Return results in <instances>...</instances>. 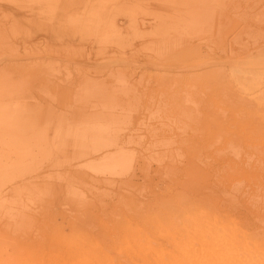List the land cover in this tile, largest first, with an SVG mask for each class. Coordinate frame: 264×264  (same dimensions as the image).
I'll return each mask as SVG.
<instances>
[{"label":"rangeland","instance_id":"1","mask_svg":"<svg viewBox=\"0 0 264 264\" xmlns=\"http://www.w3.org/2000/svg\"><path fill=\"white\" fill-rule=\"evenodd\" d=\"M0 264H264V0H0Z\"/></svg>","mask_w":264,"mask_h":264},{"label":"bare ground","instance_id":"2","mask_svg":"<svg viewBox=\"0 0 264 264\" xmlns=\"http://www.w3.org/2000/svg\"><path fill=\"white\" fill-rule=\"evenodd\" d=\"M228 5V4H227ZM226 5V6H227ZM121 6H123V5H120V7ZM123 8H125L124 6H123ZM206 8V7H205ZM208 8V7H207ZM206 8V9H207ZM204 9V8H203ZM210 9H212V8H210ZM219 10V9H218ZM206 12H208L207 10H206ZM208 13H210V12H208ZM204 14H206L205 12H204ZM210 14H212V13H210ZM215 14V13H214ZM217 14V13H216ZM213 15V14H212ZM219 15V14H218ZM224 22V21H223ZM217 24H218V22H216ZM218 25H220V23L218 24ZM222 26V25H221ZM221 26H220V28H221ZM212 37V36H211ZM256 39V38H255ZM90 42V41H89ZM204 42V41H203ZM209 43V42H208ZM256 43V42H255ZM175 44V43H174ZM177 44V43H176ZM199 49V48H198ZM80 70V69H79ZM110 72H111V70H110ZM78 73V72H77ZM100 74V73H99ZM110 74H112V73H110ZM80 77H83V76H80ZM103 77V76H102ZM180 93V92H179ZM143 95V94H142ZM90 105H92V104H87V106H82V107H79L80 108V110H81V108H86V107H88V106H90ZM94 105V104H93ZM92 105V106H93ZM51 106V110L53 109L52 108V104L50 105ZM49 106V107H50ZM95 106H97V108H99L100 106L99 105H95ZM95 106H93L94 108H95ZM99 106V107H98ZM150 106V105H149ZM75 108V107H74ZM78 107H77V109H79ZM89 108V107H88ZM96 108V109H97ZM70 110L72 109V107L71 108H69ZM68 109V110H69ZM89 109H93V108H89ZM46 110V109H45ZM49 110H50V108H49ZM48 110V111H49ZM51 110H50V114H51ZM83 110H85V109H83ZM95 110V109H94ZM101 110V111H100ZM40 111V110H39ZM47 111V112H48ZM54 111V110H53ZM63 111H66V112H68L67 111V109L66 110H63ZM62 111V112H63ZM77 111V110H76ZM103 111V107L101 106V108H99V111H98V116L100 117V112H102ZM104 111H106L105 110V108H104ZM103 111V112H104ZM42 112V111H41ZM40 112V113H41ZM47 112H46V114H47ZM55 112H56V110H55ZM54 112V113H55ZM61 111H60V113H61V115H63V113H62ZM65 112V113H66ZM88 112H89V110H88ZM87 112V113H88ZM102 112V113H103ZM108 113H109V115L106 113V112H104L105 114H107L106 116L108 117L109 116V118H110V111H107ZM39 113V114H40ZM49 113V112H48ZM53 113V112H52ZM58 113V111L56 112V114ZM90 113H92V111L90 110ZM90 113H88V114H86V115H88V117H91V116H93L94 115V112H93V115H91L90 116ZM143 113V112H142ZM50 114H48L49 116H50ZM55 114V115H56ZM54 115V114H53ZM60 115V114H59ZM58 115V116H59ZM66 115H67V113H66ZM78 115V114H77ZM77 115H75L76 117L75 118H77ZM83 115L84 116H81L82 118H84V120H85V113H83ZM80 116V115H79ZM94 116H96V115H94ZM101 118H103V116L105 117V115L103 114H101ZM62 117V116H61ZM61 117H59V118H61ZM107 117H105V119H108ZM112 117H113V115H112ZM47 119H48V117H46ZM53 118H55V116L53 117ZM64 118H67V116L66 117H64ZM71 118V117H70ZM82 118H80V117H78L77 119L79 120V119H82ZM39 119V118H38ZM52 119V118H51ZM58 119V118H57ZM86 119H89V118H86ZM104 119V118H103ZM102 119V120H103ZM41 120V119H40ZM42 120H44V119H42ZM41 120V121H42ZM62 121H63V119H61ZM69 120H72V119H69ZM74 120H76V119H74ZM37 121V120H36ZM53 121V120H52ZM55 121V120H54ZM65 121H66V119H65ZM39 122V121H38ZM37 122V123H38ZM47 122V121H46ZM51 122V121H50ZM36 123V122H35ZM43 123V122H42ZM187 131V130H186ZM169 136V135H168ZM170 138H172V139H176L177 137L178 138H182V139H184V140H186L187 139V137H185V136H183V135H171V136H169ZM114 153V152H113ZM112 153V154H113ZM111 154V153H110ZM108 157H110V156H108ZM132 157L130 158L129 156H127V155H125V154H123V153H121V154H119L116 158H115V156H114V158H112V159H110V165H109V169H108V174L107 175H110L113 179H114V182H116L117 180L118 181H120L119 179H121V181H122V184L123 185H128V184H132V177L133 176H129V177H125L126 175H125V172L123 173L124 175H122V172L125 170V171H127V170H131V164H132ZM109 161V160H108ZM107 161V162H108ZM134 166V165H133ZM162 167V166H161ZM164 167V166H163ZM127 169V170H126ZM165 170V169H164ZM163 171V170H162ZM159 172H161V170L159 171ZM168 172V169H166L165 170V172H164V174H166ZM161 174V173H160ZM123 177H122V176ZM130 175V174H129ZM161 175H163V174H161ZM161 177V176H160ZM162 178V177H161ZM163 179V178H162ZM166 179H167V177H166ZM118 183V182H117ZM134 184V183H133ZM95 186V185H94ZM134 186H138V184H135ZM61 194V193H60ZM223 194V196H224V193H222ZM50 195H52V194H50ZM56 199V198H55ZM55 201V200H54Z\"/></svg>","mask_w":264,"mask_h":264},{"label":"crops","instance_id":"3","mask_svg":"<svg viewBox=\"0 0 264 264\" xmlns=\"http://www.w3.org/2000/svg\"><path fill=\"white\" fill-rule=\"evenodd\" d=\"M107 24H108L107 26L109 28L108 32L112 36L107 38V37H104L103 35H101V36L97 37V38H99V39H97V41L103 40V45H106L108 47L116 48L117 50H122V49L127 50L129 48L128 45L130 44V42H132V40H133V44H134V40L140 36V34L138 32H136L135 36H133V38H130V39H123V37H113L114 35L112 34L111 31H113L117 27L118 24H122V21L120 19H118L116 22V17H110V22H108ZM49 28L53 29L54 26H49ZM67 30L68 31L63 30L62 32H54L55 38L52 40V42L64 43V44H66L67 42L75 43L77 40L78 33L74 32L71 29H67ZM73 34L75 35L76 38L73 36ZM79 35H80V37H78L79 38L78 41L85 42V39H92V41H93V34L92 33H91V35H87V37H85V34L82 35L79 33ZM65 41H67V42H65ZM89 41L90 40H88V42ZM81 42H79V43H81ZM131 46H133V45H131Z\"/></svg>","mask_w":264,"mask_h":264}]
</instances>
